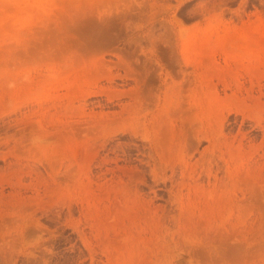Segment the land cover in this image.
<instances>
[{"label": "rangeland", "instance_id": "obj_1", "mask_svg": "<svg viewBox=\"0 0 264 264\" xmlns=\"http://www.w3.org/2000/svg\"><path fill=\"white\" fill-rule=\"evenodd\" d=\"M258 86L264 0H0V244L29 264L42 244L66 264H264L263 134L240 127ZM149 140L186 166L175 198L169 171L156 197L102 175L103 146L129 171Z\"/></svg>", "mask_w": 264, "mask_h": 264}, {"label": "bare ground", "instance_id": "obj_2", "mask_svg": "<svg viewBox=\"0 0 264 264\" xmlns=\"http://www.w3.org/2000/svg\"><path fill=\"white\" fill-rule=\"evenodd\" d=\"M221 79L219 81L221 82V84L224 86V88L226 90L235 91L234 89H236V91L242 92L243 90L246 89L244 87H240L235 80L234 81L237 84H235V87L233 88L231 81L224 80L223 78H221ZM250 84L252 85V86H250L251 88H249V90H245L247 92V94H249V95L251 93H254L256 90L255 86L252 83H250ZM214 87L216 88V85H214ZM202 88H203V84H202ZM257 88H258L257 94H259V96L256 98H253L254 99V106H251V107L257 109L259 112V115H258V112L256 110L255 111L257 112V114H256V112H253V113L251 112L253 115L256 114V116H253L251 114V115H249V117L243 118V120L240 122V127L245 125V123H247L248 121H249L248 123L251 124L249 127H251L252 130L243 135V137L245 139L250 138L251 137L250 134L253 133V131H260L263 134V138L261 140V143L256 148V151H255L258 154L264 148V100H262V98H264V88H262V86H258ZM207 93H208V90H207ZM250 110H253V109H250ZM242 111H243L242 108H239L236 106L229 108L227 114L224 117V121H223L220 129L221 130L224 129V127L226 126V124L230 120L231 115L234 116L233 123H237V121H238V115L237 114L238 113L241 114ZM232 113H234V114H232ZM173 126L177 127L178 124H175ZM201 127H202V129L199 131L200 141H202V139L208 140L210 143V148H208L204 153L201 154V159L198 161V163L200 164L201 174L206 176L207 178H210V174L212 173L214 166H219L218 156L216 154V151L220 147V142H219V140H217L216 145H213V143H214L213 136L210 135L208 132L204 131L203 125ZM177 128H179V127H177ZM146 145L149 149V153H148L147 158H146L147 160H144L143 159L144 157H142V159L141 158L137 159L136 161L138 162V164L135 165L133 168V170L141 169L140 170L141 177H139V181L134 182L132 180L133 178H132V175L130 173H133V170H129V171H132V172H129L128 170H122V168L118 166V163L120 161H123L121 159V156H126L124 151H122V154L119 153L120 152L119 146L105 145L102 147L103 149L101 150V152H106V154L104 156H98V166L102 171V175H104V176L111 175L112 178L127 177L134 184V187L136 189H141L142 186L146 185V187H148L150 189V191H152V193L156 197L157 194H156V191L154 190V186H155V184L160 182V179H163V176H165L166 173L169 171L170 175L166 179L161 181V185H163V187H164V189H161V190L168 191L169 194H171V196L175 198L177 195V192L179 191L180 184H179V182L177 183V190L171 191L173 188V184H174L175 179L177 178L178 174L179 173L183 174L185 172L186 166H184L182 163H177V162L170 163L169 161L162 159V156L157 153L156 142L153 143L149 140V141H146ZM99 154H100V152H99ZM163 163H164V166H163ZM144 166L148 167L150 169V172L153 176V180H152L153 183L152 184L147 183V178H146L147 174L145 172L146 168L144 169ZM167 182L170 183L169 187H167ZM66 204H67V209H68L69 215H71V212H72V210H74V207H75L74 203L73 202H69V203L66 202ZM80 239L83 240L82 238H80ZM42 245H44V248L39 250L40 251V257L39 258H41L40 260L43 262V264H66L67 261L69 260V257H67V255L65 253L54 251V249H51L50 247L49 248L45 247L46 246L45 244H42ZM76 249H77L76 244H74L71 246L70 252L74 253L76 251ZM77 250L79 252V249H77ZM81 252H83V251H81ZM30 256H32L31 253H30ZM30 256L25 255V257H23L19 260L17 254L14 253V249L12 248V246L10 244H4V245L0 244V264H29L30 261L33 262V260L29 259V258H31ZM35 260L36 259H34V261Z\"/></svg>", "mask_w": 264, "mask_h": 264}]
</instances>
